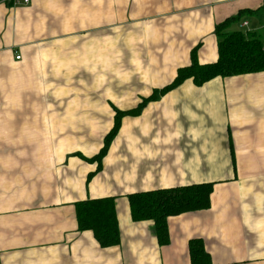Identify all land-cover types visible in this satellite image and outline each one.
Wrapping results in <instances>:
<instances>
[{
  "label": "crops",
  "instance_id": "1",
  "mask_svg": "<svg viewBox=\"0 0 264 264\" xmlns=\"http://www.w3.org/2000/svg\"><path fill=\"white\" fill-rule=\"evenodd\" d=\"M23 1H0V264H191L195 239L204 241L213 264H264V72L203 86L189 79L135 117H123L100 169L86 159L99 153L110 128L86 137L96 147L70 149L67 143L84 136L82 110L96 125H113L119 111L173 83L180 68L192 65L194 50L199 64L215 63V30L228 19L241 15L227 32L251 33L264 46V0H110V7L101 0L106 11L98 0ZM112 38L130 61L138 55L151 69L138 71L133 83L120 79L122 95L110 98L109 87L119 90L120 84L105 77L97 86L96 73L106 74L97 71ZM86 58L93 64L82 67ZM16 70L32 71L41 86L39 102H57L4 107ZM66 87L74 92L65 94ZM82 92L90 105L72 104L70 97ZM40 112L53 117L49 127L68 129L55 132L51 143L62 146L39 172L38 154L29 152L18 164L6 160V145L21 140L8 142L5 132L43 121ZM33 142L25 138L23 144ZM200 183L214 184L211 206L169 217V245L157 242L153 222L132 220L129 194ZM110 197L116 199L120 244L103 248L92 232L78 230L75 204Z\"/></svg>",
  "mask_w": 264,
  "mask_h": 264
},
{
  "label": "trees",
  "instance_id": "2",
  "mask_svg": "<svg viewBox=\"0 0 264 264\" xmlns=\"http://www.w3.org/2000/svg\"><path fill=\"white\" fill-rule=\"evenodd\" d=\"M240 16L228 19L216 27L218 60L215 63L199 64L194 50L191 57L192 65L180 68L173 83L161 90H154L150 97L144 98L134 110L117 113L114 127L103 139V147L93 159L86 160L90 163L97 162V169H100L101 161L107 157L113 140L122 128L123 117H135L151 102L157 101L189 79H194L197 86H203L219 77L264 72V46L261 39L251 33L245 34L238 30L227 32V29L240 19ZM213 187V183H200L129 194L127 199H129L132 220L135 223L153 222L157 242L161 246H167L170 244L169 217L208 210L211 206ZM75 211L80 232H92L96 242L103 248L120 244V229L114 197L78 202L75 204ZM189 255H191V264H213L211 255L206 251L204 241L201 239L190 242Z\"/></svg>",
  "mask_w": 264,
  "mask_h": 264
},
{
  "label": "rangeland",
  "instance_id": "3",
  "mask_svg": "<svg viewBox=\"0 0 264 264\" xmlns=\"http://www.w3.org/2000/svg\"><path fill=\"white\" fill-rule=\"evenodd\" d=\"M67 1L70 3L72 2L78 3L82 0H67ZM98 3L101 5V9L103 11L107 10L105 9V5H103V2L101 3V0H98ZM124 4L128 5L129 2H124ZM108 6L109 7L111 6L110 0H108ZM235 26L236 25H233V28L231 30H235L236 29ZM142 48L143 47H139V49L135 50L134 52L138 51L139 53ZM128 56H129L128 54H125L119 50L117 38H112V41L110 44V51L106 58V63L104 67H101L97 71V72L102 71L106 74L104 75L101 72L100 74L96 73L97 86L103 83V81L105 80L104 79L105 77H109V82L113 83L114 81L116 85L120 84V79H124L125 82H127V84L130 82L133 83L134 75H136L138 71L142 72L143 70L145 71V70L151 69V66L145 65L146 59L141 58V57L138 58L137 57L138 55H134L133 60L130 61V59H128ZM87 58L82 59L79 62L82 67L84 66L87 67L89 62H92L93 64V60L87 59ZM4 59H7V57H4ZM129 65H132L134 69L132 67H129ZM33 66L36 69V71H38L39 65H33ZM9 69H12V68H9ZM3 72L7 73L6 71H3ZM16 72L19 73L18 70H16ZM90 72H92V70H90ZM31 73L32 71L31 72H27V71L20 72L18 76L16 77L15 79L16 81L12 85L11 90L9 91L8 88L5 90L6 94L2 96L4 107L9 106L12 103L14 106H19V107L35 106L37 108V106L44 105L47 108L48 106H53L57 102V101H53L52 99L51 101L49 99H46L44 103H41L38 101L39 97L43 96L42 91H41V86L39 85V83L34 81V75L33 74L31 75ZM92 73L94 74L95 72H92ZM144 74L146 73H142L140 74V76L142 77ZM25 78L27 80H25ZM122 86H123L122 83L118 86L119 90L114 89V87L112 88L109 87L108 97L111 98V95L120 97L123 92ZM73 92L74 91H70L69 87H66L65 94L71 95ZM104 95H107V93L102 94V96ZM70 98H71L72 104L83 103V105H90V100L87 97V93H84V92H82L81 94L76 93L75 96H71ZM137 106H135V108ZM83 107L86 108V106H83ZM135 108H132L131 110H134ZM82 113H83L82 117L84 118L83 126H82L84 136L82 139H79L77 143L67 142L69 143L70 149H78L79 148L78 145L80 146L85 145L86 147L89 146L91 148L96 147L98 143L95 140L93 142H90L89 139L86 137L91 136L93 138V136H96L98 134L103 135L105 132H107V129L110 128L109 129V132H110L112 128L114 127L112 124L111 125L107 124V126L96 125L92 122L93 117L91 119V116L87 115L88 113L86 109L82 110ZM36 115H42L43 121H41V119L39 120L36 118L35 123L33 124L22 123L19 125V127L17 125H14L12 130L11 128H9L8 131L5 132V140H7L8 142H11V140L13 139L21 140L20 145H15L14 143H12L13 146L6 145L5 157H6V160H8L9 162L10 160L11 162H13L14 160V162H17L15 164H18L17 160H20V158L23 157L24 155H28L29 152L30 153L32 152L33 155L38 154V156L40 157L37 158V162L39 163L38 168L40 172V171H43V169L47 170L46 167H49L51 163L50 159L52 157H55V154L58 152V148L62 146V145L51 143V141L55 138V132L61 133L62 131L68 128L67 126L56 127V128H53V126L49 127V124L53 125V122H51L53 121V117L50 118L48 116V118L46 119L44 117L46 115L41 112L40 114L37 113ZM7 116L11 117L9 116V114H6L4 115V118H6ZM9 125L11 124H8L6 126H9ZM72 127L73 128H70V129H74V130L77 129L75 128V126H72ZM25 138L34 139V142L32 143L31 146H28V145L26 146L23 144V141ZM14 156H18L19 158H15ZM47 160H49L48 166H47ZM233 167L235 168V172L237 173L238 168H237L236 163L233 164ZM260 168L262 169L261 171L264 170V166ZM245 171H248L251 174L255 172L254 169L250 170L249 168L245 169Z\"/></svg>",
  "mask_w": 264,
  "mask_h": 264
},
{
  "label": "built area",
  "instance_id": "4",
  "mask_svg": "<svg viewBox=\"0 0 264 264\" xmlns=\"http://www.w3.org/2000/svg\"><path fill=\"white\" fill-rule=\"evenodd\" d=\"M28 2H29V0H24V1H23L24 4H28ZM15 3L18 4V3H19V0H15ZM16 59H17V60H21L22 57H21L20 55H16Z\"/></svg>",
  "mask_w": 264,
  "mask_h": 264
},
{
  "label": "water",
  "instance_id": "5",
  "mask_svg": "<svg viewBox=\"0 0 264 264\" xmlns=\"http://www.w3.org/2000/svg\"><path fill=\"white\" fill-rule=\"evenodd\" d=\"M1 1V0H0Z\"/></svg>",
  "mask_w": 264,
  "mask_h": 264
}]
</instances>
